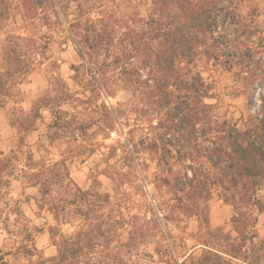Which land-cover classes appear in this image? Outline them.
I'll list each match as a JSON object with an SVG mask.
<instances>
[{
    "label": "rangeland",
    "instance_id": "1",
    "mask_svg": "<svg viewBox=\"0 0 264 264\" xmlns=\"http://www.w3.org/2000/svg\"><path fill=\"white\" fill-rule=\"evenodd\" d=\"M8 1V12L0 7V264H264V211L250 203L241 216L214 190L206 219H189L154 186L148 146L165 108L141 83L146 69H122L145 58L127 34L143 26L135 13L145 17L150 0H77L79 9L66 0L68 19L59 20ZM84 6L114 37L91 59L82 30L69 26ZM232 7L254 35L224 40L218 61L200 53L195 64L213 85L205 101L214 120L244 129L259 122L264 87L252 92L232 48L264 70V0ZM216 142L214 133L201 143ZM186 160L171 162L185 170ZM257 196L264 203V183ZM63 249L76 252L59 263Z\"/></svg>",
    "mask_w": 264,
    "mask_h": 264
},
{
    "label": "trees",
    "instance_id": "2",
    "mask_svg": "<svg viewBox=\"0 0 264 264\" xmlns=\"http://www.w3.org/2000/svg\"><path fill=\"white\" fill-rule=\"evenodd\" d=\"M140 1L135 6L137 9ZM65 2L18 0L19 7L29 17L52 12L58 20L60 14L68 19ZM233 3L234 0H150L145 17L140 10L135 13L136 23L145 20V25L131 28L127 34L128 38L138 42L134 50L139 51L143 44L146 55L139 62L140 66H123V71L138 75L141 68L146 69V81L141 83L150 88L153 102L165 108V118L158 120L154 127L159 131L157 139L148 146L156 160L154 186L170 195L176 208L189 219H206V205L214 190L241 216L250 203L258 211H264V203L257 196L264 183V91L258 123L253 121L244 129L226 121L220 123L214 120V107L205 101L213 95V85L206 82L195 64L200 53L208 60L218 61L222 55L218 54V47L224 40L254 35L255 31L242 29L241 16L234 12ZM2 5L8 12L12 2L0 0V7ZM79 6L81 1L77 2L78 9ZM84 8L82 15L69 26L71 32L76 27L82 30L80 40L91 59L93 54L109 47L114 37L112 27L103 17L92 18L91 7ZM45 18L48 16H43ZM200 49L203 50L200 52ZM232 49L231 61L238 59L245 69L252 92L257 86L264 87V70L256 71L258 61L254 55L251 52L240 55L237 48ZM214 133L218 139L216 145L208 147L201 143L203 136L210 137ZM193 147H197L201 156L194 157ZM180 157L188 161L185 170L171 162L173 158L181 161L183 158ZM242 205L245 206L243 209ZM74 252L76 250L63 249L58 253L57 261L64 263L67 254Z\"/></svg>",
    "mask_w": 264,
    "mask_h": 264
},
{
    "label": "built area",
    "instance_id": "3",
    "mask_svg": "<svg viewBox=\"0 0 264 264\" xmlns=\"http://www.w3.org/2000/svg\"><path fill=\"white\" fill-rule=\"evenodd\" d=\"M114 135V133L112 134V136Z\"/></svg>",
    "mask_w": 264,
    "mask_h": 264
}]
</instances>
